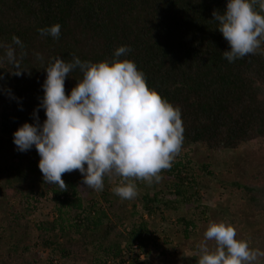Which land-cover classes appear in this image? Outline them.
I'll return each mask as SVG.
<instances>
[{
    "label": "trees",
    "instance_id": "obj_1",
    "mask_svg": "<svg viewBox=\"0 0 264 264\" xmlns=\"http://www.w3.org/2000/svg\"><path fill=\"white\" fill-rule=\"evenodd\" d=\"M227 2L0 0V264H150L152 247L160 251L155 234H165V241L178 231L186 241L198 238L195 231L205 222L206 211L189 218L177 214L181 205L190 207L199 199L200 191L211 196L224 190L247 214L264 216L263 182H225L210 163L181 158L192 147L224 153L264 139V42L255 54L233 62L223 57L230 46L213 12L223 14ZM254 8L260 11L258 3ZM55 24L61 26L58 39L40 35L39 29ZM13 36L22 47L13 43ZM9 46L25 71L20 76L12 74L15 70L6 57ZM121 46L130 51L117 58L114 53ZM73 57L91 63L132 61L149 89L180 109V155L160 173L158 183L140 187L138 181V195L129 200L131 211L127 201L120 202L112 188L107 189L108 177L103 191L86 188L79 171L62 176L66 191L46 184L35 146L20 152L13 142V134L25 123L35 125L38 117L42 125L46 120L39 107L46 67L55 58L70 63ZM81 79L79 69L70 72L65 94L70 95ZM160 195L170 198L158 199ZM44 202L52 204L49 217L42 211ZM137 205L147 217L159 215L161 221L164 212H173L176 224L165 220L155 231L138 216L125 227L130 216H137ZM248 241L250 248L264 251V232ZM165 251L154 257L155 264H175ZM198 253L182 254L180 264H197ZM258 264H264V258Z\"/></svg>",
    "mask_w": 264,
    "mask_h": 264
},
{
    "label": "clouds",
    "instance_id": "obj_2",
    "mask_svg": "<svg viewBox=\"0 0 264 264\" xmlns=\"http://www.w3.org/2000/svg\"><path fill=\"white\" fill-rule=\"evenodd\" d=\"M257 3L259 12L254 8ZM261 13L264 0H228L223 14L213 12L218 31L230 46V51L223 52L229 62L260 49L264 42ZM60 29L55 24L38 31L41 36L58 39ZM12 40L22 47L18 37ZM129 51L121 46L114 56ZM6 57L15 70L13 75L25 72L11 46ZM75 69L82 73V79L66 95L65 80ZM45 71L39 107L45 110L46 120L42 125L38 117L35 125L25 123L13 134V142L20 152L35 146L46 184L66 191L62 176L79 171L86 188L103 191L106 177L119 178L113 193L131 200L138 195L136 181L151 185L161 180L160 173L171 168L183 145L181 112L149 89L134 62L114 59L111 63H91L73 57L66 63L55 58ZM236 237L234 226L210 223L199 245L197 264H258L264 258V251L250 248L248 241ZM209 241L215 243L214 250L208 247Z\"/></svg>",
    "mask_w": 264,
    "mask_h": 264
},
{
    "label": "rangeland",
    "instance_id": "obj_3",
    "mask_svg": "<svg viewBox=\"0 0 264 264\" xmlns=\"http://www.w3.org/2000/svg\"><path fill=\"white\" fill-rule=\"evenodd\" d=\"M184 156L194 159L195 162L201 161V163H210V168L213 170V173L215 175L217 173H222V177L225 182L239 181V183H254L259 181L264 183V139L262 138L254 139L245 145H241L237 150L224 153L213 154L203 146L192 147L190 148V151L186 152V154L185 152L184 154H182V160H184ZM196 171H198L197 173L199 175L202 173L199 172L198 167H196ZM215 182L216 181H213V183ZM144 183L145 182L139 181L140 187ZM118 184L119 178H111L107 180L105 186L109 191H111V188L116 187ZM136 184L137 190L139 191L140 187L138 186V181H136ZM223 188L228 190L227 185H224ZM148 191L149 194H152L154 190L148 189ZM199 197V199H195V202H192L190 207H182L181 205L180 210L182 211L177 214L181 217L183 216L185 218H189V214L192 215L195 213L199 216L202 210L206 211L204 215L205 222L203 220L200 222L198 221L200 224L195 231V234L198 237L197 239H194L195 244L194 241L191 242V240L186 241V239H183L180 235V231L173 234V236H170L167 241H165V234H155V239H157L156 242L159 245L158 248H160L159 250L161 251L163 249H166L165 254L171 255V260L174 261L175 264H180L182 260V254H184L186 257H189L199 251L197 247L199 248V245L203 242V234L209 224L212 222H224L226 224L234 226L237 232L236 238L240 240L243 239L248 241L249 237L254 233L257 234L264 232V216L247 214L246 211L241 210L239 205H236L234 196L232 197L226 194L224 190H217L216 192H213L211 196H208L203 191H200ZM160 198H163L165 200L169 199L170 197L166 196L164 198L160 195L158 199ZM126 201L127 211H131L132 203L129 200L121 199L120 202ZM41 206L43 207V213H45V215L49 217L50 215L48 213L52 208V204L50 202H44ZM157 206L159 207L160 204L158 203ZM229 207L230 209H228ZM135 210L137 211V216H130L127 223H125V227H129L132 222L134 223L137 220L136 218H138V216H142L143 219L148 222L150 228H153V230L162 229L165 226V220H167L169 225V220L172 221L174 225L176 224V221H174L176 215L173 212H164V220L161 221L159 215H156L154 217H147L144 209L139 205H137ZM156 213L159 214V211L157 210ZM229 219H231L232 221L230 222ZM179 228L180 227H178L177 229ZM208 247L214 250L215 243L213 241H209ZM160 251H155L152 247L153 256L152 258L148 259L150 264H155L154 257H158V255H160L158 254Z\"/></svg>",
    "mask_w": 264,
    "mask_h": 264
}]
</instances>
